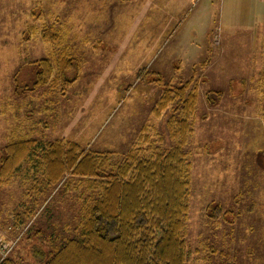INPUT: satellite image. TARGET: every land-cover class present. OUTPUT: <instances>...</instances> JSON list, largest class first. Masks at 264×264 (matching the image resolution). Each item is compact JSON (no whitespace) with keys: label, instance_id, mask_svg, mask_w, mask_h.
Wrapping results in <instances>:
<instances>
[{"label":"rangeland","instance_id":"obj_1","mask_svg":"<svg viewBox=\"0 0 264 264\" xmlns=\"http://www.w3.org/2000/svg\"><path fill=\"white\" fill-rule=\"evenodd\" d=\"M44 29L59 40H43ZM61 50L76 63L71 83L31 90L35 61ZM179 86L197 93L183 146L186 264H264V0H0V156L27 135L118 161L145 126L167 147L178 97L153 109ZM34 177L23 163L0 180V260L39 264L35 249L75 232L74 176L40 193Z\"/></svg>","mask_w":264,"mask_h":264},{"label":"trees","instance_id":"obj_2","mask_svg":"<svg viewBox=\"0 0 264 264\" xmlns=\"http://www.w3.org/2000/svg\"><path fill=\"white\" fill-rule=\"evenodd\" d=\"M41 37L49 42L60 38L46 29ZM50 58L35 61L38 70L31 90L48 81L66 87L73 80L65 73L76 63L65 50ZM146 73L141 70L138 77ZM175 97L181 116L172 115L168 120L172 143L167 147L155 143L143 134L148 129L145 126L118 161L112 160L111 152L83 150L68 140L10 137L0 156V180L27 163L35 177L40 173L43 178L32 186L36 193L59 183L66 173L74 176L78 189L75 232L61 236L50 252L35 249L39 264H186L185 224L191 182L190 162L183 146L197 93L186 91L184 86L174 93L165 89L153 111L158 116ZM219 208L215 205L213 211ZM26 211L33 213L32 208ZM0 264L19 263L6 257Z\"/></svg>","mask_w":264,"mask_h":264},{"label":"built area","instance_id":"obj_3","mask_svg":"<svg viewBox=\"0 0 264 264\" xmlns=\"http://www.w3.org/2000/svg\"><path fill=\"white\" fill-rule=\"evenodd\" d=\"M1 246V245H0ZM4 250H5V247H4V245H3V248H2V250L0 251L2 254V256L4 257V255H5V253H3L4 252Z\"/></svg>","mask_w":264,"mask_h":264}]
</instances>
